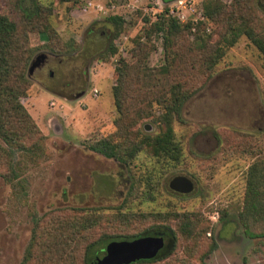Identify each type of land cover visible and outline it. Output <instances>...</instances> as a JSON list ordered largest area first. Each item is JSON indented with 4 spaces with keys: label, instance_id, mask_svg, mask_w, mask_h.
<instances>
[{
    "label": "rangeland",
    "instance_id": "rangeland-1",
    "mask_svg": "<svg viewBox=\"0 0 264 264\" xmlns=\"http://www.w3.org/2000/svg\"><path fill=\"white\" fill-rule=\"evenodd\" d=\"M172 1L80 0L71 6L42 0L48 6L47 31L40 37L31 34L36 48L32 59L40 53L46 58L27 73L31 85L21 102L43 132V150L37 155L15 152L18 185L0 177V264H21L35 217L59 210L70 214L69 210L77 209L110 219L103 217L94 236L102 232L136 233L146 228L156 233L162 231L163 223L173 229L177 226L174 220L161 222L151 216L125 223L120 212L189 211L198 216L206 233H201L204 247L200 250L207 249L212 241L216 244L204 260H194L196 264H264V237L246 235L239 219L248 166L264 157V57L245 35L229 46L219 35L225 30V22L214 25L204 17L198 23H207L206 31L213 34L212 42L219 45L221 56L214 72L204 83L199 82L183 103L182 120L175 121L183 156L181 162L160 167L159 192L154 201L128 199L133 181L153 160L143 161L140 156L124 164L88 147L92 140L115 129L113 70L119 58L128 55L136 38L151 45L147 59L150 68L165 65L161 35L148 37L145 28L158 15L171 17L167 10ZM203 1L192 0L196 12L190 17L203 12ZM220 1L226 5L233 2ZM252 4L259 16L256 24L264 26V0H252ZM188 7L186 14L190 13ZM112 15L123 21L112 37L117 53L103 58L100 54L113 29L106 18ZM197 25L192 30L191 23L186 36L190 41ZM48 31H54L67 50H52L50 42H57L50 40ZM162 75L157 73L156 79ZM146 76L151 79L149 83L158 82L150 72ZM187 86L194 88L190 83ZM93 88L98 89L96 96ZM140 127L145 132L157 131L150 121ZM0 144L6 146L1 137ZM176 175L190 177L194 190L189 194L171 190L168 183ZM178 248L166 264L177 263L179 257L175 256L183 255L182 245Z\"/></svg>",
    "mask_w": 264,
    "mask_h": 264
},
{
    "label": "trees",
    "instance_id": "trees-1",
    "mask_svg": "<svg viewBox=\"0 0 264 264\" xmlns=\"http://www.w3.org/2000/svg\"><path fill=\"white\" fill-rule=\"evenodd\" d=\"M79 1L58 0L71 6ZM47 8L42 0H0V137L6 144H0V177L13 186L18 185L15 169L19 161L15 152L37 155L43 150V132L21 98L27 95L31 85L27 73L36 49L31 43V34L40 37L42 31H47ZM256 11L252 0H233L229 5L220 0L203 1L207 21L214 25L225 22V30L219 33L225 44L231 46L240 35H245L264 57V26L256 24L259 18ZM106 20L113 25V29L108 35L106 48L100 54L103 58L117 53L112 37L118 34L123 23L117 15L108 16ZM206 27V22L198 24L194 39L190 41L186 37L191 29L190 22L181 23L173 17L158 15L149 22L145 34L148 37L153 33L161 35L165 65L159 69L149 67L147 59L151 45L138 37L129 48L127 54L130 57L121 56L114 67L112 96L116 110L115 129L92 140L88 147L124 164L140 156L143 161L153 160L133 181L128 199L154 201L159 192L161 168L181 162L183 146L175 130V121L182 120L183 103L198 88V83H204L214 72L221 56L219 45L212 42L213 34L206 31ZM258 28L261 33L257 32ZM47 33L50 40L57 42H50L52 50H67L65 42L54 31ZM148 72L156 81L157 73L163 75L158 82L149 83ZM188 83L194 88L188 87ZM144 121L156 125L157 131L145 132L140 127ZM69 212L59 210L57 214L34 218L32 235L21 264H95V259L104 254L109 242L132 241L150 234V228H146L136 233L102 232L94 236L104 218L110 221L107 216L81 209ZM119 215L125 223L151 216L161 222L174 220L177 224L175 229L170 224L160 226L168 233V250H161L150 259L129 260L125 264L169 263L168 259L180 245L183 255L175 256L179 257L176 264H196L194 260H204L216 246L212 241L207 249L200 250L204 247L201 238L203 226L198 216L189 211H128ZM239 219L246 235L264 237V157L248 166ZM204 231L202 235L206 234Z\"/></svg>",
    "mask_w": 264,
    "mask_h": 264
},
{
    "label": "water",
    "instance_id": "water-1",
    "mask_svg": "<svg viewBox=\"0 0 264 264\" xmlns=\"http://www.w3.org/2000/svg\"><path fill=\"white\" fill-rule=\"evenodd\" d=\"M45 58L46 54L40 53L32 59L28 74H31L35 67L40 66ZM168 186L171 190L182 194H189L194 190L193 181L185 175L174 176L170 179ZM165 235L166 232L158 231L132 241H111L105 246L104 254L95 259V264H125L129 260L153 258L159 251L168 249V244H165Z\"/></svg>",
    "mask_w": 264,
    "mask_h": 264
},
{
    "label": "built area",
    "instance_id": "built-area-1",
    "mask_svg": "<svg viewBox=\"0 0 264 264\" xmlns=\"http://www.w3.org/2000/svg\"><path fill=\"white\" fill-rule=\"evenodd\" d=\"M172 1V0H171ZM187 2L185 0H173L171 3L168 4L169 10L168 15H171V17L177 19L179 22H191L193 24L192 30H194L195 25H197L200 21L204 20V14L202 11H198L197 15L195 17H190V15H195L196 8L193 6L192 0H188L189 5L186 4ZM189 6V14H186L184 12V9ZM94 96L97 95L98 89L93 88L92 90Z\"/></svg>",
    "mask_w": 264,
    "mask_h": 264
},
{
    "label": "flooded vegetation",
    "instance_id": "flooded-vegetation-1",
    "mask_svg": "<svg viewBox=\"0 0 264 264\" xmlns=\"http://www.w3.org/2000/svg\"><path fill=\"white\" fill-rule=\"evenodd\" d=\"M168 1H170V0H168ZM190 178V177H189ZM191 179V178H190ZM192 180V179H191ZM180 194H182V193H180ZM164 239H165V244H169V247H170V239H169V237L168 236H164ZM169 247H167V248H169Z\"/></svg>",
    "mask_w": 264,
    "mask_h": 264
}]
</instances>
